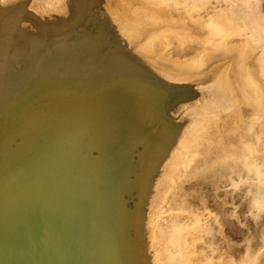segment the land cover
I'll return each instance as SVG.
<instances>
[{
	"label": "rangeland",
	"instance_id": "374dc122",
	"mask_svg": "<svg viewBox=\"0 0 264 264\" xmlns=\"http://www.w3.org/2000/svg\"><path fill=\"white\" fill-rule=\"evenodd\" d=\"M0 215V264H264V0H0Z\"/></svg>",
	"mask_w": 264,
	"mask_h": 264
},
{
	"label": "bare ground",
	"instance_id": "6f19581e",
	"mask_svg": "<svg viewBox=\"0 0 264 264\" xmlns=\"http://www.w3.org/2000/svg\"><path fill=\"white\" fill-rule=\"evenodd\" d=\"M21 170H22V169H21ZM23 172L25 173V171H23ZM17 173H18V172H17ZM17 173H15V175H17ZM28 173H29V171H28ZM65 173H66V172H65ZM15 175H14V176H15ZM27 175H28V174H27ZM17 176H18V175H17ZM20 176H21V174L19 175V177H20ZM22 176H23V175H22ZM24 176H26V175H24ZM64 177H65V176H64ZM13 178H14V177H13ZM15 178H16V177H15ZM20 178H21V177H20ZM22 178H23V177H22ZM12 180H13V179H12ZM17 180H18V178H17ZM17 180H16V181H17ZM19 180L21 181V179H19ZM19 180H18V181H19ZM59 180H60V179H59ZM16 181H15V182H16ZM18 181H17V183H18ZM14 185H15V183H14ZM14 185H12V187H13ZM18 185H19V184H18ZM14 187H15V188H16V187L18 188V186H14ZM20 187H21V186H20ZM15 191H16V189H15ZM11 192H12V191H11ZM20 192H21V191H20ZM5 193H6V192H5ZM7 194H8V193H7ZM3 195H4V192H3ZM17 195H18V194H17ZM17 195H16V196H17ZM12 196H13V195H12ZM1 197H2V195H1ZM13 197H14V196H13ZM11 199H12V197H11ZM13 200H14V199H13ZM13 200H12V201H13ZM15 200H17V199H15ZM15 200H14V201H15ZM18 201H19V200H18ZM6 202H8V201H6ZM11 203H12V202H11V200H10V203H8V205L11 204ZM24 203H25V202H24ZM13 204H14V203H13ZM60 204H61V203H60ZM1 205H2V204H1ZM16 205H17V204H16ZM4 206H6V204H5ZM4 206H3V207H4ZM30 206H31V205H30ZM7 207H11V208L14 209V207H16V206L12 207V206L10 205V206H7ZM5 208H6V207H5ZM1 209H2V208H1ZM17 209H19V208H17ZM62 209H63V208H62ZM8 210H10V209L8 208ZM2 211H3V210H2ZM20 211H22V210H20ZM3 212H4V211H3ZM23 212H24V211H23ZM52 212H54V211H52ZM49 213H51V212H49ZM2 214H3V213H2ZM20 214H21V213H20ZM49 215H50V214H49ZM51 215H52V214H51ZM0 216H1V215H0ZM4 216H5V214H4ZM24 217H25V216H24ZM2 218H3V217H2ZM2 218H0V219H2ZM72 221H73V220H72ZM72 221H71V222H72ZM74 221H75V219H74ZM0 223H1V222H0ZM2 224H3V222H2ZM71 225H72V224H71ZM71 225H70V226H71ZM61 226H62V225H61ZM69 228H70V227H69ZM69 228H68V229H69ZM68 229H66L65 231H67ZM7 236H9V235H7ZM7 244H8V242H7ZM9 247H10V246H9ZM16 260H17V259H16ZM16 260H14V261H16ZM11 262H12V264L14 263L12 260H11ZM15 263H16V262H15ZM16 264H17V263H16Z\"/></svg>",
	"mask_w": 264,
	"mask_h": 264
},
{
	"label": "water",
	"instance_id": "95a60500",
	"mask_svg": "<svg viewBox=\"0 0 264 264\" xmlns=\"http://www.w3.org/2000/svg\"><path fill=\"white\" fill-rule=\"evenodd\" d=\"M18 194H19V196H18V198H19V202H18L19 204H18V207H22L21 204L24 203V201H23V200L20 201V195H21V196H24V194H23V193H18ZM23 199H24V198H23ZM17 201H18V199H17ZM17 201H16V202H17ZM61 249H62L63 252H64V248L62 247ZM61 261H62V264H64L63 260H61Z\"/></svg>",
	"mask_w": 264,
	"mask_h": 264
}]
</instances>
